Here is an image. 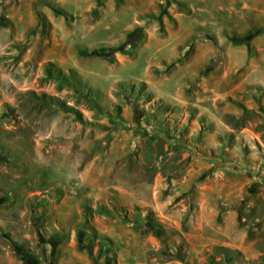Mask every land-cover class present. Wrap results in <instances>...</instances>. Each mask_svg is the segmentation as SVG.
Masks as SVG:
<instances>
[{"label":"rangeland","instance_id":"obj_1","mask_svg":"<svg viewBox=\"0 0 264 264\" xmlns=\"http://www.w3.org/2000/svg\"><path fill=\"white\" fill-rule=\"evenodd\" d=\"M0 264H264V0H0Z\"/></svg>","mask_w":264,"mask_h":264},{"label":"trees","instance_id":"obj_2","mask_svg":"<svg viewBox=\"0 0 264 264\" xmlns=\"http://www.w3.org/2000/svg\"><path fill=\"white\" fill-rule=\"evenodd\" d=\"M45 101V100H44Z\"/></svg>","mask_w":264,"mask_h":264}]
</instances>
